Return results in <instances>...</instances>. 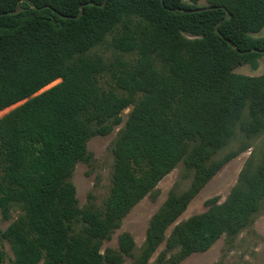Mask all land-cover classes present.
I'll return each mask as SVG.
<instances>
[{
    "label": "trees",
    "instance_id": "obj_1",
    "mask_svg": "<svg viewBox=\"0 0 264 264\" xmlns=\"http://www.w3.org/2000/svg\"><path fill=\"white\" fill-rule=\"evenodd\" d=\"M103 1L0 0V14L23 9L0 16V112L10 109L0 117V214L9 221L18 212L0 240L12 264H149L162 244L151 264H180L222 236L234 240L264 205L262 147L224 202L207 200L205 212L177 222L222 167L251 148L245 141L264 135V73H234L264 62V53H241L264 50V37L251 36L264 28V0ZM203 7L216 9L187 12ZM226 13L222 38L214 28ZM129 108L111 148L103 210L81 209L74 167L90 162L89 139L110 134ZM236 128L244 141L217 157ZM179 164L189 186L168 192L137 253L128 233L116 250H102Z\"/></svg>",
    "mask_w": 264,
    "mask_h": 264
},
{
    "label": "rangeland",
    "instance_id": "obj_2",
    "mask_svg": "<svg viewBox=\"0 0 264 264\" xmlns=\"http://www.w3.org/2000/svg\"><path fill=\"white\" fill-rule=\"evenodd\" d=\"M188 2V0H184ZM198 5L204 6L205 2H199ZM254 38L264 37V28L258 33L251 34ZM101 53L111 59L114 54L107 48H101ZM234 73L247 76H259L264 73V62L259 61L256 70H252L248 65L238 67ZM100 85L104 89H109L111 83L107 76L100 79ZM57 83V82H55ZM53 83L50 86H53ZM10 109L0 112V117ZM130 108L122 113L123 122L117 126L110 134L106 136H96L87 142V151L91 154V160L88 164L79 162L75 165L71 175V182L76 188V198L78 206L81 209L93 207L96 210H103V203L109 194L111 187V174L113 170V155L111 148L117 136L118 131L123 127ZM244 138L235 130V137L231 140L229 146L223 149L217 157H221L229 151L237 150ZM250 145L247 151L240 153L237 157L226 163L222 169L205 185V187L190 202L186 211L180 216L177 222L205 212L208 207L206 201L217 198L219 203L225 201L231 189L237 182L239 173L246 160L252 154L256 158L260 156L262 147H264V135L245 141ZM184 169L179 164L172 172L165 176L156 187V197L152 199L149 195L143 198L129 214L122 220L120 228L114 231L109 241L103 243L102 250L105 248L117 249L118 237L123 233H128L134 240L136 253L145 239V232L148 222L153 214L159 209L168 192L174 188L177 191L185 190L190 183V177L185 178ZM17 211H12L9 221H3L0 214V232H3L7 226L16 219ZM173 225L168 228V236ZM162 244L154 253L149 261L151 264L159 252L163 249ZM0 248L5 254V264H12L13 254L9 244L5 240H0ZM131 259L126 258L123 264H130ZM39 264H42L39 263ZM180 264H264V205L254 218L253 223L243 230L234 240L229 241L222 236L210 249L204 253L192 254Z\"/></svg>",
    "mask_w": 264,
    "mask_h": 264
},
{
    "label": "water",
    "instance_id": "obj_3",
    "mask_svg": "<svg viewBox=\"0 0 264 264\" xmlns=\"http://www.w3.org/2000/svg\"><path fill=\"white\" fill-rule=\"evenodd\" d=\"M105 2H106V0H104L103 1V3L100 5L101 7H103L104 5H105ZM83 6L84 5H81L80 6V12H79V14H78V16H76L75 18H77V17H80L81 15H82V9H83ZM213 9H216V7H203V8H196V9H193V10H188L187 12H192V13H198V12H202V11H207V10H213ZM23 9L22 8H20L19 7V5H17V7H16V9L15 10H13V11H10V12H6V13H2V14H0V16L1 15H14V14H16V13H18V12H21ZM64 18H69V17H67V16H63ZM229 18V13H226V15H225V17L215 26V28H214V31H215V33L218 35V36H220V37H222V35L220 34V32H219V29H218V27H219V25L224 21V20H226V19H228ZM223 38V37H222ZM228 44H230V42L228 41V40H225ZM250 52H255V53H264V50H248V51H243V52H241V53H250Z\"/></svg>",
    "mask_w": 264,
    "mask_h": 264
}]
</instances>
